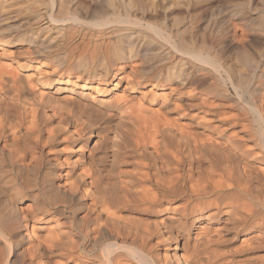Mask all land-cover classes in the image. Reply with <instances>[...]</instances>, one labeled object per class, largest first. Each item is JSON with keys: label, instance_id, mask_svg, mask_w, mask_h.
I'll return each mask as SVG.
<instances>
[{"label": "bare ground", "instance_id": "obj_1", "mask_svg": "<svg viewBox=\"0 0 264 264\" xmlns=\"http://www.w3.org/2000/svg\"><path fill=\"white\" fill-rule=\"evenodd\" d=\"M73 1L66 37L31 8L0 32V264H264V0H246L257 50L215 54L185 37L203 0ZM141 22L158 37L114 28ZM234 55L262 66L250 91Z\"/></svg>", "mask_w": 264, "mask_h": 264}, {"label": "rangeland", "instance_id": "obj_2", "mask_svg": "<svg viewBox=\"0 0 264 264\" xmlns=\"http://www.w3.org/2000/svg\"><path fill=\"white\" fill-rule=\"evenodd\" d=\"M7 1L8 2L10 1L12 4H15L16 6L14 7V9H11L9 11V13L5 14V16L7 18L9 17V19L6 20L5 22H0V32L3 35L8 36L9 31H11V30L12 31L16 30L15 31L16 33H18V32L20 33L23 30L24 25H25L24 21L26 19V15L30 14V10H29V12H26V13L24 12L26 8H31L32 11L38 10V11L42 12L44 16H43V21L41 23H44V22H46V20L50 19V15H52V17H54V19L55 18H56V20L58 19L57 22H50V26L53 27V30H51L48 33L49 34V40H53L54 38H56V36H58L57 33L59 34V31L58 32H56V31L59 28L65 29L62 31V33L64 34L65 37L67 36L66 34H70L73 31L72 28L75 25L68 23L69 22L68 19L70 18V14L67 11L68 6L69 7L72 6V4L74 2L73 0H61V2H59L60 0H54L55 3L52 2L53 4L51 3V0H7ZM1 2H2V0H0V3ZM50 3L53 6L50 5ZM65 3H66V5H65ZM68 3H70V5ZM19 4H22V5L19 6ZM246 5H247L246 0H203V3H202V7H203L202 8V11H203L202 17H203V19L201 21L202 24L200 23L203 27V28H200L202 33H201V31L196 33L195 31H193L191 29V27L189 28V23H187L188 19H186V20L184 19L181 23L178 21V23H180V24H177V26L171 25L172 24V22H171V24H167V26L159 25V27H163L162 29L165 33L163 32L162 36H164V37L166 36V34L170 33V30L174 31L177 28L178 29L181 28V30H182L184 27L189 28V30L187 29V31L185 33V37L187 38L190 35L188 38L189 43L191 42L190 44L193 46V43L196 42L195 43L196 45L194 44L193 47L195 49L201 50L202 52L205 51V53L215 54V53H219L220 51H222L221 47L217 44H219L221 42V40L224 39L225 37L226 38L224 40L227 42L228 45L237 44L236 46L238 48H240V49L245 48L246 50H248L249 52L252 53L254 50H257V47H256L257 45L254 44V42H253L252 38H254V35L251 33L249 28H247L248 23L246 21L249 20L250 17H254L255 15H253L252 10L248 9V6H246ZM36 7L38 9H35ZM17 10H21V12H24V13L23 14L22 13L15 14V13H17L16 12ZM52 11H54V12H52ZM55 12H57V14H55ZM256 13H257V11H256ZM10 14H11V16H10ZM257 15H260V13ZM241 16L244 17L243 21H240ZM255 17L257 18V16H255ZM62 20H64V21H62ZM58 21H60V22L62 21V22L58 23ZM168 22H170V21H168ZM254 22H256V24H257L258 20L254 21ZM140 24H141V26L139 24H137L138 26L135 24H130V25L129 24H125V25L119 24V25H115L114 28L125 29V30L121 31V33H125V32L130 33L131 32V33L135 34V33L140 31L141 33L146 34L148 36L158 37V36L154 35L155 32L152 29L146 27V24L144 22L143 23L141 22ZM142 24H144V25H142ZM45 25H47V24H45ZM152 25L158 27L157 23L152 24ZM170 25H171V27H170ZM236 26H237V28H236ZM75 27H77V26H75ZM164 27H166V28H164ZM233 27H235L237 29L236 35L242 34V36L237 35L235 41L232 42L231 36L234 32L233 30L235 29ZM243 27H244V29H246V30L248 29V30L247 31L245 30L244 32H242L244 30ZM238 29L240 31L242 30L241 33H239L240 31ZM193 33H195V34H193ZM199 33L202 34L201 37H200ZM48 34L46 31H43L41 36L43 38V37L47 36ZM259 34L260 35H257L258 38L261 39V41H263L262 40V34L261 33H259ZM195 35H197V36L193 39V37ZM238 37L240 40L242 39L241 40L242 42L236 43V42H238ZM198 39H199V43H198ZM193 41H195V42H193ZM1 46L3 49H5L6 53L7 52L9 53V47L10 46L7 43L4 45L2 44ZM2 48H0V52H2V50H1ZM229 65L231 68H233V70L230 68V70L232 72V76L237 81L243 80L244 87L247 91H250L254 86H256L255 83L258 84V82L260 81V79L258 78V75H259L258 73H260L262 66H259L258 68L248 66L247 64H245L242 61V59L239 56H236V55H234L233 58L230 60ZM256 74H257V76H256ZM256 81H258V82H256ZM229 90L231 91V93L233 95H235L231 87H229ZM239 93L244 98L243 99L241 97V101H242L241 105L243 106V108L247 112V114H250L249 111H247V110H248L249 106H251V102H252L251 96L247 92L245 93V92L239 91ZM248 118H250V116ZM0 174H1L0 175L1 176L0 188H3L2 189L3 194H1V196H0V198L2 199V201L0 200L1 201L0 203H2L3 201H7L8 199H10L12 197L13 192H14V188L12 189L13 186H12V182L10 183V178H9V181L6 178V177H9V172L7 171L6 173L3 172ZM5 183H7V184H5ZM11 190H13V191H11ZM4 197L7 200H5ZM29 204H31L30 201H27V199H26L23 202H21V204L19 203V206L20 205L27 206ZM64 222L65 221L63 220L62 223H64ZM1 247H2V245H0V248ZM1 251H3L2 255L6 256L7 249L3 247V248H1Z\"/></svg>", "mask_w": 264, "mask_h": 264}]
</instances>
